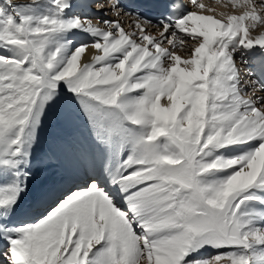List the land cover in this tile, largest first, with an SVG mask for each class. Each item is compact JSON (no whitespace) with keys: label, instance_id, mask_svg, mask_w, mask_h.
<instances>
[{"label":"snow or ice","instance_id":"6c2138e0","mask_svg":"<svg viewBox=\"0 0 264 264\" xmlns=\"http://www.w3.org/2000/svg\"><path fill=\"white\" fill-rule=\"evenodd\" d=\"M189 3L114 0L126 32L73 0H0V264H264V97L237 67L264 72V16ZM53 162L59 184L32 186Z\"/></svg>","mask_w":264,"mask_h":264},{"label":"bare ground","instance_id":"6f19581e","mask_svg":"<svg viewBox=\"0 0 264 264\" xmlns=\"http://www.w3.org/2000/svg\"><path fill=\"white\" fill-rule=\"evenodd\" d=\"M87 1H89V0H82L81 1V3H80V0H73V2H74V4H76V7L74 8V12H75V10H77V12H75V13H78V14H80V15H88V14H92V12H90V11H92V8H88V6H86V2ZM95 1H97V2H99V1H101V0H95ZM94 2H92V3H90V4H93ZM99 5H100V2H99ZM98 5V6H99ZM101 7V9L102 10H107V9H109L110 10V7L108 6V5H104V6H102V5H100ZM99 7H98V9H100ZM93 9L95 10L96 8L95 7H93ZM98 9H96V11L94 12V13H98L99 11H98ZM111 10H113V9H111ZM101 14H102V12H100ZM206 14H208V12H205ZM103 14H104V12H103ZM102 14V15H103ZM110 13L109 12H107V15H109ZM113 14V16H116V17H118V14L117 13H112ZM116 14V15H115ZM104 15H106V14H104ZM208 15H210V14H208ZM121 15H119V17H120ZM122 18V17H121ZM124 21H126L127 22V28L126 29H128V30H126V32H128V31H134V30H132L130 27H131V23H133V21H134V19H132L131 20V23H129L128 22V20H130V19H127L126 18V20H125V17H123L122 18ZM112 20H115V17L112 19ZM125 22V23H126ZM104 26V25H103ZM261 26V27H260ZM260 26H259V29L258 30H256L254 33H255V35H253V36H256V35H258L260 32H264V28H262V27H264V25H261L260 24ZM105 27V26H104ZM145 27H147V28H151V27H148L147 25H145ZM157 29H155V34L157 33ZM155 34H153V35H155ZM74 39H75V41L79 44V43H88V44H90V41H91V38L90 37H88V36H86V35H84V34H82V33H77L74 37H73ZM188 45H190V43L188 44ZM188 45H187V47H188ZM94 54V50L93 49H91V47H89L87 50H86V53L85 54H83V56H82V62H89L90 61V59H91V56ZM263 94L260 92V91H257L256 90V88H255V91H254V93H253V96H255V97H263L262 96ZM47 120L48 119H46L45 120V128H44V132H46L47 134L49 133V130H50V127H48V129L46 130V128H47V125H46V123H47ZM45 136V135H44ZM41 147H42V145H41ZM41 147L39 146V149H41ZM55 165V164H54ZM56 166V165H55ZM49 168H50V170H49V172H48V174H45L44 175V173L42 172V174L40 175V179H41V177H43V179L45 180L46 178L45 177H49V176H51V175H53V174H55V172H53L52 174H51V172L53 171L52 170V168H51V164L49 165ZM47 169V168H46ZM41 172V171H40ZM38 174H37V179H38ZM59 177V176H58ZM58 177L56 176V178L58 179ZM40 179H38L37 181H34V182H32V186H34V184L36 183V182H38V181H40ZM42 180V179H41ZM54 183H56V180L54 181Z\"/></svg>","mask_w":264,"mask_h":264},{"label":"rangeland","instance_id":"374dc122","mask_svg":"<svg viewBox=\"0 0 264 264\" xmlns=\"http://www.w3.org/2000/svg\"><path fill=\"white\" fill-rule=\"evenodd\" d=\"M81 1L82 0H80V3H81ZM90 1V3H91V0H89ZM89 1H87L86 2V6H88V8L90 7V8H92V11H90V12H92V13H94L95 11H96V9H98V7L100 8L101 6L100 5H102V6H104L105 4H104V2H103V0H101V1H99L100 2V5H99V2H97V4L96 3H94V4H92V5H94V6H89L90 5V3H89ZM14 2L15 3H28L29 2V0H14ZM96 5V6H95ZM99 5V6H98ZM38 8H43V5H38L37 6ZM93 7H95L96 9L94 10L93 9ZM102 10V9H101ZM103 11V10H102ZM102 11H99V12H102ZM75 12H77V10H75ZM107 12H109L110 14L113 12V10H109V9H107ZM106 12V13H107ZM206 12V11H205ZM106 13H104V14H106ZM102 14H103V12H102ZM103 14V15H104ZM204 14H206V13H204ZM116 15V14H115ZM105 17L107 16V14L106 15H104ZM113 17V16H112ZM115 18H117V19H119V15H118V17H116V16H114ZM90 18V20H91V23L93 24V25H95V26H102V27H104L103 26V24L101 23V20L103 21V19L102 18H100L99 19V24H97L95 21H96V19H91V17H89ZM126 20V19H125ZM126 21H124V23H125ZM126 24H127V22H126ZM123 27V26H122ZM261 27V26H260ZM127 28V27H126ZM262 28H264V27H262ZM126 31V30H125ZM151 32V34H155V30L154 31H150ZM253 35H255V33L253 34ZM186 47H187V45H186ZM188 47H190V45H188ZM176 51H177V53L179 54V55H181V56H183V57H186L187 56V52H185V51H180V49L179 48H177L176 49ZM46 125H47V128H46V130L48 129V127H50V118L47 120V123H46ZM50 131V130H49ZM45 135V136H44ZM48 135H49V133L47 134L46 132H44L43 133V138H44V140L46 141L47 140V137H48ZM41 147V146H40ZM39 151H40V149H39V146L37 147V152L39 153ZM49 170H50V168H49V166L47 167V169L46 168H43L42 170H41V172H38V179H40V175L42 174V172L44 173V175L45 174H48V172H49ZM41 173V174H40ZM46 179L48 178V177H45ZM37 179V180H38ZM41 179H43V177H41ZM40 179V180H41Z\"/></svg>","mask_w":264,"mask_h":264}]
</instances>
